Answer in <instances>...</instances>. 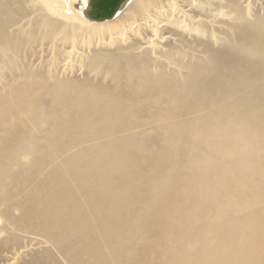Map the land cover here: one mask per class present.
<instances>
[{
    "label": "bare ground",
    "instance_id": "1",
    "mask_svg": "<svg viewBox=\"0 0 264 264\" xmlns=\"http://www.w3.org/2000/svg\"><path fill=\"white\" fill-rule=\"evenodd\" d=\"M95 1L0 0L2 260L264 264V13Z\"/></svg>",
    "mask_w": 264,
    "mask_h": 264
},
{
    "label": "water",
    "instance_id": "2",
    "mask_svg": "<svg viewBox=\"0 0 264 264\" xmlns=\"http://www.w3.org/2000/svg\"><path fill=\"white\" fill-rule=\"evenodd\" d=\"M122 0H96L84 12L87 19L104 21L112 17Z\"/></svg>",
    "mask_w": 264,
    "mask_h": 264
},
{
    "label": "rangeland",
    "instance_id": "3",
    "mask_svg": "<svg viewBox=\"0 0 264 264\" xmlns=\"http://www.w3.org/2000/svg\"><path fill=\"white\" fill-rule=\"evenodd\" d=\"M252 3L250 5L253 7L250 8L251 12H258V13H264V0H252ZM261 6V7H260ZM79 9V8H76ZM0 264H5L4 260H2L1 255L4 253V251L0 252Z\"/></svg>",
    "mask_w": 264,
    "mask_h": 264
},
{
    "label": "flooded vegetation",
    "instance_id": "4",
    "mask_svg": "<svg viewBox=\"0 0 264 264\" xmlns=\"http://www.w3.org/2000/svg\"><path fill=\"white\" fill-rule=\"evenodd\" d=\"M76 1H79V0H76ZM76 6V5H75ZM81 6H77L76 8H80Z\"/></svg>",
    "mask_w": 264,
    "mask_h": 264
}]
</instances>
